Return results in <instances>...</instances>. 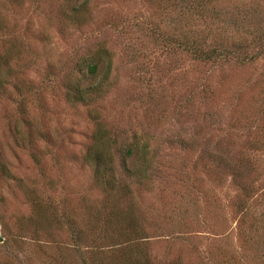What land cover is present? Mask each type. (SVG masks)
I'll return each instance as SVG.
<instances>
[{"label": "rangeland", "instance_id": "obj_1", "mask_svg": "<svg viewBox=\"0 0 264 264\" xmlns=\"http://www.w3.org/2000/svg\"><path fill=\"white\" fill-rule=\"evenodd\" d=\"M0 83V264H86L125 218L146 264H264V0H0Z\"/></svg>", "mask_w": 264, "mask_h": 264}, {"label": "trees", "instance_id": "obj_2", "mask_svg": "<svg viewBox=\"0 0 264 264\" xmlns=\"http://www.w3.org/2000/svg\"><path fill=\"white\" fill-rule=\"evenodd\" d=\"M198 5L194 4V7ZM80 8H82V4L79 5ZM199 8V7H196ZM78 11V10H77ZM80 11V10H79ZM191 45L195 48L197 46L196 43L191 42ZM101 52H97L96 54L88 55L84 58H82L77 66V72L79 74V77H82L83 80L90 79L93 80V78L96 75L97 72V64L100 61V59H105V63L107 64L109 59L107 58V52L105 50H100ZM218 54L217 51L209 50L208 52H202V55L204 58H211L212 55ZM227 55H230L228 53ZM108 59V60H107ZM1 88V83H0ZM101 88L100 83L97 81L96 85L94 84H87L86 86L80 87L76 84L74 88L69 89V96L66 98L69 101H77L80 103H86L87 97L86 94L91 93H97L99 89ZM136 143L127 144L124 146H120L116 148V151L120 154V167L121 170L125 173L127 177H131V170L129 167L125 165V160L128 157H131V155H135L134 150L136 148ZM144 149V147H143ZM143 152V151H142ZM145 153V152H143ZM108 159V163H106V160L104 156H102L99 153L96 154H88L84 158V162L92 167V174H93V180H98L100 183L104 184L106 187V190H112V188L119 183L118 178L112 174V170L110 168V160ZM110 161V162H109ZM106 166V168H105ZM150 168L149 164L146 165V169ZM132 178V177H131ZM136 182V181H135ZM139 182H136L138 184ZM111 214V213H110ZM115 215L114 213L111 214V218H113ZM66 224V223H65ZM68 225V224H66ZM125 225L128 227L129 233L127 234L125 232L126 240L122 241L119 240L118 237L115 238V240L119 241L117 243H114V239L111 238V236L104 235V239L109 244L99 245V239L98 243L95 244V241H97V238H84L82 240V235L80 233L75 234L72 238L73 240V250L74 253L77 254L81 259L85 254H88L90 252L91 254L88 255L86 264H103L102 259L105 258H111L112 255L114 258L108 259L111 263H113L115 259L114 264L118 263H125L126 260H129L130 264H146V258L143 256V253L140 252L136 247L137 251L134 250V253H128V251L124 252L122 251L123 244H128V242H133V244H136V240L134 239V236L137 234V229H135V225L132 224L130 219L125 218ZM102 228L106 229V223H103ZM100 230V228H99ZM120 235V234H117ZM111 238V239H110ZM84 244V245H83ZM95 246V247H93ZM124 247V246H123ZM115 254V255H114ZM109 263V262H108ZM110 263V264H111Z\"/></svg>", "mask_w": 264, "mask_h": 264}]
</instances>
